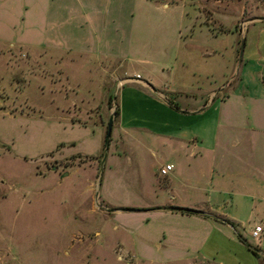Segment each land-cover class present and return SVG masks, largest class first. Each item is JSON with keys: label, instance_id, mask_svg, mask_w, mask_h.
<instances>
[{"label": "rangeland", "instance_id": "374dc122", "mask_svg": "<svg viewBox=\"0 0 264 264\" xmlns=\"http://www.w3.org/2000/svg\"><path fill=\"white\" fill-rule=\"evenodd\" d=\"M196 8L219 32L264 19V0H0V264H194L158 141L114 112L129 80L167 77L143 61L175 53Z\"/></svg>", "mask_w": 264, "mask_h": 264}, {"label": "crops", "instance_id": "0c3cea01", "mask_svg": "<svg viewBox=\"0 0 264 264\" xmlns=\"http://www.w3.org/2000/svg\"><path fill=\"white\" fill-rule=\"evenodd\" d=\"M216 18L223 32L196 8L178 32L177 51L143 61L167 77L129 80L116 122L158 141L147 148L156 159L153 183L173 194L168 208L192 211L170 217L190 227L183 238L194 264H264V19L239 31V16L227 26ZM225 37L229 45L219 49ZM167 164L172 170L160 184L158 170ZM253 226L262 229L258 257L246 247Z\"/></svg>", "mask_w": 264, "mask_h": 264}, {"label": "water", "instance_id": "95a60500", "mask_svg": "<svg viewBox=\"0 0 264 264\" xmlns=\"http://www.w3.org/2000/svg\"><path fill=\"white\" fill-rule=\"evenodd\" d=\"M242 48H243V42L241 41L239 44V49H238V54H237V63H240L241 60V56H242ZM111 127H112V117L108 118L107 124H106V131H105V138H104V150H106L107 145H108V141H109V137H110V132H111ZM103 162V159L101 161V164ZM169 210H174V211H180L181 209L179 208H174V209H169ZM108 213H112L115 211H122V212H133L134 210L132 209H118V210H114V209H110V210H106Z\"/></svg>", "mask_w": 264, "mask_h": 264}, {"label": "built area", "instance_id": "2783aa9c", "mask_svg": "<svg viewBox=\"0 0 264 264\" xmlns=\"http://www.w3.org/2000/svg\"><path fill=\"white\" fill-rule=\"evenodd\" d=\"M171 170H172L171 165L169 164L164 165L158 170V176L165 177ZM261 232H262V229L260 226H253L249 231V237L253 240H257Z\"/></svg>", "mask_w": 264, "mask_h": 264}, {"label": "trees", "instance_id": "16d2710c", "mask_svg": "<svg viewBox=\"0 0 264 264\" xmlns=\"http://www.w3.org/2000/svg\"><path fill=\"white\" fill-rule=\"evenodd\" d=\"M223 32V31H220ZM238 54V53H237ZM114 114L117 116L118 112L117 110L114 112ZM174 213H179V214H184V215H191L192 211H186L181 209L180 211L174 212ZM246 247L248 249V251L254 256V257H258V250L251 248L248 244H246ZM262 257L264 258V255H262Z\"/></svg>", "mask_w": 264, "mask_h": 264}]
</instances>
